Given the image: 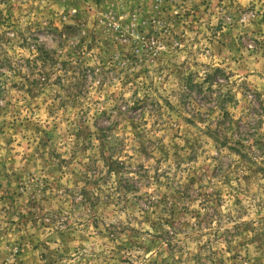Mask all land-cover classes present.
<instances>
[{
  "label": "rangeland",
  "instance_id": "obj_1",
  "mask_svg": "<svg viewBox=\"0 0 264 264\" xmlns=\"http://www.w3.org/2000/svg\"><path fill=\"white\" fill-rule=\"evenodd\" d=\"M0 264H264V0H0Z\"/></svg>",
  "mask_w": 264,
  "mask_h": 264
},
{
  "label": "trees",
  "instance_id": "obj_2",
  "mask_svg": "<svg viewBox=\"0 0 264 264\" xmlns=\"http://www.w3.org/2000/svg\"><path fill=\"white\" fill-rule=\"evenodd\" d=\"M224 115H225V116H227V114H226V113H224ZM238 144H239V143H238Z\"/></svg>",
  "mask_w": 264,
  "mask_h": 264
}]
</instances>
